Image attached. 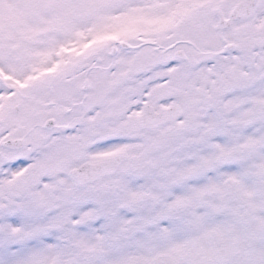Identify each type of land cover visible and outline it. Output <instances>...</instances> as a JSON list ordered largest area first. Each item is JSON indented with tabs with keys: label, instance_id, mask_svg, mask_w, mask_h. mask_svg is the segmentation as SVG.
Here are the masks:
<instances>
[{
	"label": "snow or ice",
	"instance_id": "obj_1",
	"mask_svg": "<svg viewBox=\"0 0 264 264\" xmlns=\"http://www.w3.org/2000/svg\"><path fill=\"white\" fill-rule=\"evenodd\" d=\"M0 264H264V0H0Z\"/></svg>",
	"mask_w": 264,
	"mask_h": 264
}]
</instances>
